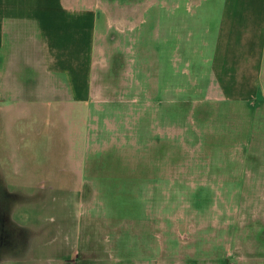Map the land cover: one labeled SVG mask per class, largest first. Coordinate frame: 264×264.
I'll return each instance as SVG.
<instances>
[{"label":"rangeland","instance_id":"374dc122","mask_svg":"<svg viewBox=\"0 0 264 264\" xmlns=\"http://www.w3.org/2000/svg\"><path fill=\"white\" fill-rule=\"evenodd\" d=\"M162 1L99 0L119 63L70 116L0 117V264H264V77L228 99L203 50L218 0ZM157 9L179 23L173 85Z\"/></svg>","mask_w":264,"mask_h":264},{"label":"crops","instance_id":"0c3cea01","mask_svg":"<svg viewBox=\"0 0 264 264\" xmlns=\"http://www.w3.org/2000/svg\"><path fill=\"white\" fill-rule=\"evenodd\" d=\"M182 3L162 1L173 16ZM156 11V65L170 70L173 85L179 23L165 25L161 10ZM210 14L219 22L213 43L206 36L203 41L204 52L209 47L214 53L206 65L214 66L228 99L244 102L259 97L264 0H218L208 18ZM101 16L99 0H0V117H67L69 108L90 101L98 84L95 65L119 63L103 61L106 22ZM123 65H129L125 56Z\"/></svg>","mask_w":264,"mask_h":264}]
</instances>
